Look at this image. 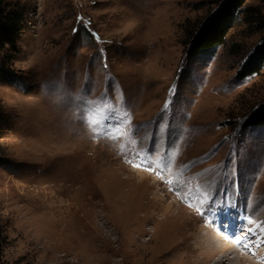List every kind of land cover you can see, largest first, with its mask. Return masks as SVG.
I'll list each match as a JSON object with an SVG mask.
<instances>
[{
  "label": "rangeland",
  "instance_id": "374dc122",
  "mask_svg": "<svg viewBox=\"0 0 264 264\" xmlns=\"http://www.w3.org/2000/svg\"><path fill=\"white\" fill-rule=\"evenodd\" d=\"M6 1L25 16L17 52L0 54L21 80L0 77V264H124L123 251L155 264L167 250L215 264L210 231L235 251L221 264H264V129L243 126L264 70L238 75L261 35L240 19L190 59L189 32L222 0Z\"/></svg>",
  "mask_w": 264,
  "mask_h": 264
},
{
  "label": "trees",
  "instance_id": "16d2710c",
  "mask_svg": "<svg viewBox=\"0 0 264 264\" xmlns=\"http://www.w3.org/2000/svg\"><path fill=\"white\" fill-rule=\"evenodd\" d=\"M247 0H222L211 10L208 16L189 32L191 39L187 56L191 59L197 56H209L224 46L230 31L243 19L254 28L253 34H260L261 39L239 71V78L245 79L261 75L264 70V12L258 7L246 6ZM25 10L19 4L11 5L6 0H0V54L7 49L17 52L16 44L21 36ZM10 52V51H9ZM0 77L9 83H17L14 71L6 64H0ZM5 114L0 105V127L4 124ZM243 126L264 129V102L254 108L243 120ZM6 160L0 155V165ZM6 240L4 229L0 225V256Z\"/></svg>",
  "mask_w": 264,
  "mask_h": 264
},
{
  "label": "bare ground",
  "instance_id": "6f19581e",
  "mask_svg": "<svg viewBox=\"0 0 264 264\" xmlns=\"http://www.w3.org/2000/svg\"><path fill=\"white\" fill-rule=\"evenodd\" d=\"M142 236V235H141ZM140 237V236H139ZM139 237L135 238L134 240H132V243L133 244H138L140 239ZM156 238V237H155ZM155 238H150L148 240V243L145 242V244L143 245L146 249V251L144 250V253L145 255L149 256L150 253L148 252V246L149 245H152L156 242V239ZM222 237L217 235L215 232H209L208 236L206 235L205 238H204V244L207 248V246H210V250H207L206 252H202L203 254H206L208 253L211 257V259L214 258L215 260V256H218V254H220V256L222 255L223 259H229V256H232V255H235V251H233V249L228 245V243H225V241H223L221 239ZM77 241H79L78 239H75V238H70L69 240H65L63 241L62 244H60L59 242L56 243V249H58L59 251L61 249H65V251H67L68 253L71 252L72 250H74V247H69L68 245H73V244H77ZM165 242V241H164ZM175 240L174 239H170L169 240V243H174ZM103 243L106 245V247L110 248L112 243L109 241L108 238H103ZM167 243V242H166ZM55 246V245H54ZM68 246V247H67ZM75 246V245H74ZM169 246V245H168ZM76 247V246H75ZM205 250V249H204ZM191 251V250H190ZM187 252L186 254H184L183 256H177V257H173V259H167V254L168 253H171V251H165L163 252L161 255H155V257H152L151 259L148 260V263L149 262H153L155 264H192L193 262V258L194 256L196 255V252ZM141 252V251H140ZM255 252V251H254ZM123 262L124 264H137V263H140V264H144L146 263V260H137L136 261H129L128 260V257H130V255H132V253L130 252H126V251H123ZM144 253H141V254H144ZM259 254V253H258ZM264 255V254H263ZM136 256V255H135ZM153 256V255H152ZM197 256V255H196ZM246 256V254H245ZM198 257V256H197ZM260 257V256H259ZM258 257V258H259ZM264 257V256H263ZM132 258V257H131ZM203 258V257H202ZM221 258V257H220ZM219 258V259H220ZM235 258H239L238 256H236ZM201 259V258H200ZM208 259V258H207ZM222 259V260H223ZM246 259V258H245ZM111 260V259H110ZM222 260H219L217 261L215 264H221L223 263ZM227 260V261H228ZM247 261V259L245 260ZM244 261V262H245ZM210 262V261H209ZM211 263V262H210ZM251 264H254V263H251Z\"/></svg>",
  "mask_w": 264,
  "mask_h": 264
},
{
  "label": "snow or ice",
  "instance_id": "6c2138e0",
  "mask_svg": "<svg viewBox=\"0 0 264 264\" xmlns=\"http://www.w3.org/2000/svg\"><path fill=\"white\" fill-rule=\"evenodd\" d=\"M252 234V230L249 229V231L244 235L243 239L237 240V243L241 244L245 248L250 247L251 244L248 242L250 241ZM261 242L264 243V240H262Z\"/></svg>",
  "mask_w": 264,
  "mask_h": 264
}]
</instances>
